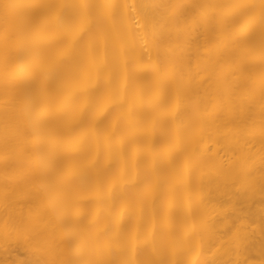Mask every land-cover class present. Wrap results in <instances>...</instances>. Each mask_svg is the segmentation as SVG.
I'll return each instance as SVG.
<instances>
[{
	"label": "bare ground",
	"instance_id": "1",
	"mask_svg": "<svg viewBox=\"0 0 264 264\" xmlns=\"http://www.w3.org/2000/svg\"><path fill=\"white\" fill-rule=\"evenodd\" d=\"M0 264H264V0H0Z\"/></svg>",
	"mask_w": 264,
	"mask_h": 264
}]
</instances>
